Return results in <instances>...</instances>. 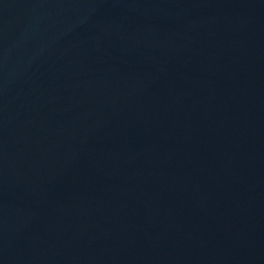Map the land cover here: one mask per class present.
I'll list each match as a JSON object with an SVG mask.
<instances>
[{
  "label": "water",
  "instance_id": "water-1",
  "mask_svg": "<svg viewBox=\"0 0 264 264\" xmlns=\"http://www.w3.org/2000/svg\"><path fill=\"white\" fill-rule=\"evenodd\" d=\"M0 264H264V0H0Z\"/></svg>",
  "mask_w": 264,
  "mask_h": 264
}]
</instances>
